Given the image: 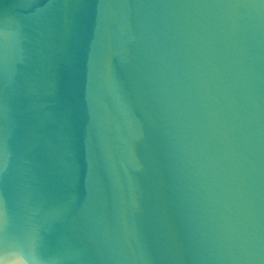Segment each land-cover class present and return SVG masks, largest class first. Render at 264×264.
<instances>
[{
	"label": "water",
	"instance_id": "95a60500",
	"mask_svg": "<svg viewBox=\"0 0 264 264\" xmlns=\"http://www.w3.org/2000/svg\"><path fill=\"white\" fill-rule=\"evenodd\" d=\"M0 140V264H264V3L0 0Z\"/></svg>",
	"mask_w": 264,
	"mask_h": 264
},
{
	"label": "snow or ice",
	"instance_id": "6c2138e0",
	"mask_svg": "<svg viewBox=\"0 0 264 264\" xmlns=\"http://www.w3.org/2000/svg\"><path fill=\"white\" fill-rule=\"evenodd\" d=\"M261 2L264 3V0H261ZM2 151H3V143H2V140H0V153H2ZM3 171H4L3 166L0 165V175L3 174ZM0 207H2V206H0ZM2 215H3V212L0 211V217H2ZM35 239H36L35 237H32V238H20V239L10 240L7 238L6 234L4 233L3 228L0 227V245L11 244L14 247L15 246L23 247L29 242L34 243ZM10 250H14V248L10 249V248L5 247L3 249V251H5V252L10 251Z\"/></svg>",
	"mask_w": 264,
	"mask_h": 264
}]
</instances>
